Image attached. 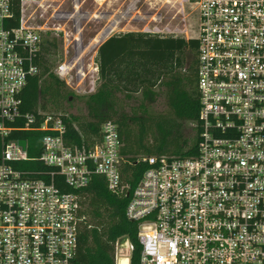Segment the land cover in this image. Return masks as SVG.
<instances>
[{
    "label": "built area",
    "instance_id": "obj_1",
    "mask_svg": "<svg viewBox=\"0 0 264 264\" xmlns=\"http://www.w3.org/2000/svg\"><path fill=\"white\" fill-rule=\"evenodd\" d=\"M13 1L0 0V264H76L86 216L75 191L98 174L112 192L125 191L119 127L108 121L101 141L79 147L68 140L63 114L21 111L20 95L40 72L36 60L45 27L29 25L25 15V5L39 0H21L20 25L9 27ZM195 3L201 106L196 153L146 158L151 166L133 191L127 216L138 222L140 264H264V0ZM52 18L72 21L76 30L71 39L64 26L52 28L66 51L54 72L67 84L76 77L81 88L87 55L95 52L98 73V48L113 31L104 35L106 26L85 46L74 14L56 11ZM69 47L79 54L69 58ZM35 129L45 132L39 160L50 168L47 179L33 178L40 170L15 165L31 159L20 132ZM122 242L117 264L126 253Z\"/></svg>",
    "mask_w": 264,
    "mask_h": 264
},
{
    "label": "trees",
    "instance_id": "obj_2",
    "mask_svg": "<svg viewBox=\"0 0 264 264\" xmlns=\"http://www.w3.org/2000/svg\"><path fill=\"white\" fill-rule=\"evenodd\" d=\"M21 0H14L9 27L20 25ZM61 40L49 32L43 36L36 60L40 72L30 77L21 93L23 113L63 114L68 123L67 137L72 145L90 147L102 140V127L108 121L120 132V174L125 191L112 192L103 175H93L88 186L64 191L81 195L86 216L76 251V264H117V243L128 239L133 246L130 264H140L143 245L138 222L127 216L133 191L151 166L146 158H182L196 153L198 127L193 139L186 135L188 123L196 124L200 114L198 88L199 39L155 35L144 32L118 33L98 48L99 85L95 92L77 95L53 71L60 54ZM80 98L87 114H68L66 103ZM163 99L165 110L154 106ZM28 140L30 160L16 162L18 168L40 170L33 178H46L50 168L39 156L45 132L21 131ZM2 139L0 137V160ZM59 176L56 177L57 185Z\"/></svg>",
    "mask_w": 264,
    "mask_h": 264
},
{
    "label": "rangeland",
    "instance_id": "obj_3",
    "mask_svg": "<svg viewBox=\"0 0 264 264\" xmlns=\"http://www.w3.org/2000/svg\"><path fill=\"white\" fill-rule=\"evenodd\" d=\"M56 11L74 14L75 19L78 20L76 29L82 28L85 46L106 26L110 27L106 30V34L113 30L109 37L118 33L144 32L190 39L197 38L199 32V12L195 0H39L25 5L28 24L34 27L44 26L43 36L49 32L52 36H56L52 28L64 26L71 31V39H73L76 33L73 22L54 20L52 15ZM59 40L62 42L60 54L57 56L58 61L53 71L66 56L63 40L61 38ZM78 54L69 47V58ZM92 58L95 60L94 51L87 55L86 78L82 87L78 88L76 77L67 84L68 88L77 95L86 96L97 89L98 74L94 69L95 64H92ZM163 101L161 99L154 108L158 111L165 110ZM66 106L68 114L84 117L87 114L86 107L80 98L73 99L71 103H66ZM194 126L193 123L187 124L186 135L190 139H193L196 134ZM122 245L125 251L127 247L125 240Z\"/></svg>",
    "mask_w": 264,
    "mask_h": 264
},
{
    "label": "bare ground",
    "instance_id": "obj_4",
    "mask_svg": "<svg viewBox=\"0 0 264 264\" xmlns=\"http://www.w3.org/2000/svg\"><path fill=\"white\" fill-rule=\"evenodd\" d=\"M113 31V30H112ZM106 35V32L105 34ZM125 240V239H124ZM123 240V241H124ZM125 244H126V250L124 252H126L125 254H122L120 255V258H119V264H129L130 263V259H129V256H130V249H131V245H130V242L128 240H125Z\"/></svg>",
    "mask_w": 264,
    "mask_h": 264
},
{
    "label": "water",
    "instance_id": "obj_5",
    "mask_svg": "<svg viewBox=\"0 0 264 264\" xmlns=\"http://www.w3.org/2000/svg\"><path fill=\"white\" fill-rule=\"evenodd\" d=\"M20 143H21L24 147H26L27 141H26V140H21ZM123 240H124V239H123Z\"/></svg>",
    "mask_w": 264,
    "mask_h": 264
},
{
    "label": "crops",
    "instance_id": "obj_6",
    "mask_svg": "<svg viewBox=\"0 0 264 264\" xmlns=\"http://www.w3.org/2000/svg\"><path fill=\"white\" fill-rule=\"evenodd\" d=\"M107 39H108V38H107ZM107 39H106V40H107ZM106 40H105V41H106ZM97 54H98V52H97ZM97 64H98V63H97ZM97 74H98V80H97V83H98V85H99V83H100V81H99V72H98Z\"/></svg>",
    "mask_w": 264,
    "mask_h": 264
}]
</instances>
